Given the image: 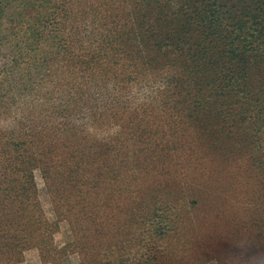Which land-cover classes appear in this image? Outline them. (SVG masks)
Returning a JSON list of instances; mask_svg holds the SVG:
<instances>
[{"label":"trees","instance_id":"16d2710c","mask_svg":"<svg viewBox=\"0 0 264 264\" xmlns=\"http://www.w3.org/2000/svg\"><path fill=\"white\" fill-rule=\"evenodd\" d=\"M29 251L264 264V0H0V264Z\"/></svg>","mask_w":264,"mask_h":264},{"label":"rangeland","instance_id":"374dc122","mask_svg":"<svg viewBox=\"0 0 264 264\" xmlns=\"http://www.w3.org/2000/svg\"><path fill=\"white\" fill-rule=\"evenodd\" d=\"M34 177L38 187L40 201L44 206V208L47 210L48 197L45 193L44 184L38 171H35ZM69 239H70L69 228L66 223H61L59 226V233L55 236L56 245L60 247L63 244H65ZM70 261L73 264H76L78 261L77 256L75 255L71 256ZM22 264H42V263L35 251H29L25 254V259ZM199 264H219V263H217L215 260H204Z\"/></svg>","mask_w":264,"mask_h":264}]
</instances>
